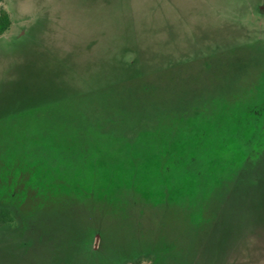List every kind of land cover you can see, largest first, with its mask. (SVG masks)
Here are the masks:
<instances>
[{"label":"rangeland","instance_id":"rangeland-1","mask_svg":"<svg viewBox=\"0 0 264 264\" xmlns=\"http://www.w3.org/2000/svg\"><path fill=\"white\" fill-rule=\"evenodd\" d=\"M0 7V264H264V0Z\"/></svg>","mask_w":264,"mask_h":264},{"label":"trees","instance_id":"trees-1","mask_svg":"<svg viewBox=\"0 0 264 264\" xmlns=\"http://www.w3.org/2000/svg\"><path fill=\"white\" fill-rule=\"evenodd\" d=\"M1 2L2 0H0V3ZM10 25H11V21L8 12L4 8L0 7V35L4 34L9 29ZM14 224H15V219L11 209H9L7 206H0V230L6 228H12ZM144 260L149 261L150 258L147 256H139L133 261L126 262L124 264H142Z\"/></svg>","mask_w":264,"mask_h":264},{"label":"crops","instance_id":"crops-1","mask_svg":"<svg viewBox=\"0 0 264 264\" xmlns=\"http://www.w3.org/2000/svg\"><path fill=\"white\" fill-rule=\"evenodd\" d=\"M9 14V13H8ZM9 17H10V15H9ZM10 21H11V19H10ZM11 26V25H10Z\"/></svg>","mask_w":264,"mask_h":264}]
</instances>
